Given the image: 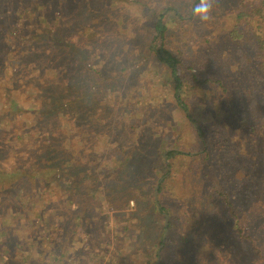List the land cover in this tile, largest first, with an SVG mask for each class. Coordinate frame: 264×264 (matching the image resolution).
Here are the masks:
<instances>
[{"label": "trees", "instance_id": "obj_1", "mask_svg": "<svg viewBox=\"0 0 264 264\" xmlns=\"http://www.w3.org/2000/svg\"><path fill=\"white\" fill-rule=\"evenodd\" d=\"M118 1L0 0V44L3 42L0 50V219L5 220L7 211L13 220H18L17 224H23L36 203L43 202L42 197L34 201L38 195L34 191L54 187L65 198L61 209L76 207L74 227L70 231L59 222H54L55 230H50L51 220L44 218L47 238L39 243L46 249L49 245L46 243H59L51 251L59 258L67 253L73 241L76 244L83 238L96 236L98 246H90L89 256L107 257L106 264H130L129 254L130 260L135 258V264H170L166 257L171 250L191 244L196 230L201 229V236L206 234V238L202 236L206 248L219 250L224 257L208 252L201 255L203 258L194 252L187 260L176 255L173 264H196L197 258L207 260L206 264H264V0H232L228 6L223 0H217L214 6L213 13H219L225 9H221L225 3L227 9L223 15L230 24L229 42L219 43L220 48L224 45L228 47L225 49H232L227 63L234 72L225 78L226 84L221 79H212L209 73L205 75L203 64L184 59L180 49L166 47L169 24L185 22L181 11L159 6L160 0L146 4L151 20L148 49L151 57L167 69L164 81L171 87L173 99L166 102L196 129L195 139L202 148L196 157L199 165L195 172L186 165L183 167L180 161L192 160V155L169 142L166 144L161 138L150 140L146 145L134 143L129 145V150L112 145L110 158L100 166V171L98 166L92 173L74 163L75 152L71 150L74 138L64 144L61 138L67 134L54 123L66 122L71 126L69 120L74 119L77 140L86 142L99 131L98 123L105 121L104 110L113 109L115 101L109 94L117 95L120 101L126 96L120 92L124 84L117 81L121 72L108 78L109 83L99 79L101 75L90 68L88 52L79 38L83 31H94V10L104 8L108 2L114 6ZM218 13L216 16L222 15ZM71 17L74 20H69ZM191 19L194 18L191 16ZM36 56L49 64L45 72L49 86L36 88L50 94L45 104L41 102L40 110H34L32 118L25 119L26 112L15 98L16 87L22 86L28 77L36 79L37 75L33 76L30 71ZM138 103L147 105L135 97L131 106ZM213 107L220 115L211 111ZM99 109L103 111L100 118ZM195 109L201 110L199 114L207 116L210 123L198 121ZM163 113L167 128L176 130L178 126L171 112ZM161 114L159 109L158 115ZM33 135L38 137L34 146L26 148V143H33ZM151 136L158 138L155 134ZM84 182L89 183L85 192L81 187ZM70 192L74 194L69 195ZM98 198L110 210L128 209L129 202L133 201L134 212L115 213L111 217L112 230H107L102 222L95 232L87 233L85 224L95 223L93 219H99L98 216L103 220L107 216L105 208L97 206ZM141 210L143 219L156 222V231L149 242L152 244L149 252L154 251L149 256H140L146 253L141 239L143 223L135 217ZM41 213L37 214L39 220H43ZM52 213L57 221L56 211ZM179 220L183 221L184 231L189 232L188 237L179 234ZM133 234L137 235L136 247H129L131 251L122 261L116 254L127 249L124 244L132 243ZM53 236L57 237L55 241ZM12 239L17 240L2 228L0 264H11L8 256L14 248ZM39 243L31 241L22 249L28 254ZM143 258L147 260L144 262Z\"/></svg>", "mask_w": 264, "mask_h": 264}, {"label": "rangeland", "instance_id": "obj_2", "mask_svg": "<svg viewBox=\"0 0 264 264\" xmlns=\"http://www.w3.org/2000/svg\"><path fill=\"white\" fill-rule=\"evenodd\" d=\"M151 1L158 2L159 0H119L118 4L114 6L113 4L111 5L109 1L104 8L94 10L96 13L92 27L94 29V31L92 30L94 33H90L86 30L83 31L79 37L80 44H82L85 51L88 52L87 60L90 68L95 70L98 75H101L99 79L101 78L104 83H109L107 81L108 78L116 77L119 72H121L117 81L120 80V84H124L120 89V92L123 96L124 94L126 95L124 99L120 101L117 95L114 96L109 94L112 101H115L116 103H113L114 106L111 111L104 110V116L102 117L105 118V123L102 121L99 122V131H97L96 135L90 137L86 142L77 140V131L74 129V126H76L74 119L69 120V122L72 123L71 126L66 125V122L60 124L54 123V125L56 124L55 127L57 129L62 132L65 131L67 134L66 138H61V141L64 142V144L65 142H69L70 138H74V140L71 141V150L75 152L74 163L78 166H82L84 171L86 169L88 172L93 173V169L98 166V171H100V166L106 163L111 156L110 147L112 145H117L119 150L121 148L129 150V145L132 146L134 143L135 145H142L144 142L146 145L150 140L157 141V139L161 138L166 144L169 142L172 146H176L183 152L192 155V160L186 159L180 161L181 163H184L183 167L186 165L192 169L193 172H195L199 165V160L196 157L202 153V148L195 139L194 132L196 129L190 122L186 121L184 115L179 110L169 107L170 102L166 101L172 100L173 95L171 93V87L164 81L165 79L163 74L167 69L164 65L157 63L156 60L151 57V53L148 49V41L151 34L149 29L151 20L148 15L146 4H148V2L153 4ZM223 1L228 6L232 0ZM255 1L258 2L259 0ZM225 3L221 6V9L224 7L225 9L222 11L220 10L219 13L217 12L222 15L216 16L217 13L214 12L212 20L207 24H201L195 18L192 20L188 10L181 11L183 21L185 22L182 24L170 23L169 33L167 35L168 39L166 40L167 48L172 50L180 49L184 59H189L190 61H195L196 63H202L205 75L206 73H209L212 79H221L224 83L225 78L234 72V68L229 67L227 63L228 53H232V49L227 50L225 48L228 47L224 45L220 48L219 45V43L224 44L225 41L227 43L229 42L227 29L230 27V24L226 22L227 18L223 15L227 9ZM69 20L74 19L71 17ZM146 34L148 35L147 38L144 37ZM0 45L1 50L3 42ZM28 48L29 45L26 46V49ZM25 57H28V55H25ZM42 58L43 57L41 56L34 57V66L30 69L33 76H35L34 74L37 75L36 79L28 77L27 80L22 82V86L16 87L15 98L19 101V107L26 112L24 117L25 119L32 118L31 112L35 114L34 110H40V106H42L41 102L45 104L47 101L46 99L49 97L48 94H50L45 93L42 88H36V86L42 85L49 86V84L45 81V72L48 70L47 67L49 64L48 62L42 60ZM118 62L119 64L116 65ZM122 67H125L126 71H120V68ZM212 69L213 71L210 74L209 71ZM92 73H94V71H92ZM28 84L30 85L28 86ZM233 84L235 86L237 85L236 83ZM117 94L119 95V93ZM146 96H149L148 99H145ZM135 97H139V99L146 101L147 105L145 106V103H138L131 106ZM205 97L207 96L205 95ZM127 100L129 104H125L128 103ZM165 102L166 105L164 104ZM159 109L162 112L161 115H158ZM165 110H169L171 112L170 115L173 117V120L178 126V128L174 131L167 128L168 123L165 121L166 118L163 113ZM196 110L197 109L193 110L194 113ZM211 111L220 115L218 110L214 107L211 108ZM200 112L201 110L196 111L195 114L198 115L195 116L196 119L203 124L210 123L207 116L205 117L203 114H199ZM130 113H132V116L126 119V116L130 115ZM102 114L103 111L99 109V118ZM108 121L111 122L109 123ZM223 122L225 123L226 120ZM208 131L211 130L208 129ZM154 134L158 138L151 136ZM97 135L98 137H96ZM172 136L174 138L173 141H171ZM37 138V136L33 135V143H26L25 147L28 148L29 145L34 146ZM203 157L204 156L202 155L201 158ZM179 166L180 164H178L177 168ZM178 169L180 170V168ZM85 186H89V183L84 182L81 184L84 192ZM40 189L41 190L39 191H34V194L38 193V195L34 197V201L37 202L39 200L38 198L42 197L43 202L36 203V208H33L30 212L28 219L23 220V224H21V222L17 224L18 220H13L11 214H8L7 211L4 217L5 220L3 221L0 219V233L1 229L5 228L10 232L11 236L16 237L17 239H12L11 242L14 247L11 250V254L8 256L11 264H91L90 261L92 264H106L108 261L106 259L107 257L101 259V257L95 258L89 256L90 246H98V237L96 236L83 238L82 240L77 241L76 244H74L73 241L68 248L67 253L62 258L57 257L55 253L51 252L52 250H55L53 246L56 245L57 242L46 243L49 245L51 244L50 246L48 245L47 249L44 245H41L42 243H39V241L42 242L44 238H47L44 233L46 232L44 229H46L47 224L44 219L45 217H49V220H51V225H48L50 230L56 229V227L53 226L54 222H59V224L63 223V225L68 228V231H70L71 228L74 227L73 221L75 220V215L73 210L76 209L75 206L73 209L60 208L62 200H65L64 196L59 193L60 189L54 187H49L47 191L41 187ZM39 194L41 196H39ZM72 194L74 193L70 192L69 195ZM84 201L87 200H83L82 202ZM104 203L105 202L102 198L97 199V206H102V208H105L107 212L106 218L103 220V217L97 215L99 219H93L95 220V223L85 224V231L87 233H91L92 231L95 232L96 229L102 226V222L105 224L107 230H112L113 223L111 217L115 213L131 214L134 212L133 201L129 202L128 209L123 208L119 210H110L105 207ZM172 204L174 203L172 202ZM53 211H56L58 216L57 221L52 218V214H54L52 213ZM142 212L143 210L135 216L141 220V224L143 223L141 239L143 240L142 246L146 249V253L140 254V256H145L146 254L149 256L152 251H154V249H152V251L150 250L149 252V249L152 246L149 242L151 241V234L154 233L153 231H156V222L154 223L153 220H148L145 217L143 219ZM39 213L43 216V220L38 219L37 214ZM93 213L94 212L92 211V214ZM59 214H62L63 216L59 217ZM63 218H65V220ZM60 220L64 221L62 222ZM177 223L181 226L179 229L181 233L179 234L184 235V237H188L187 234L189 232L184 231L186 228L182 225L183 221L179 220ZM132 230H134V228H132ZM196 232L197 234L195 233V237L190 240L191 244H182L171 250L172 253L168 254L166 257L167 263L169 262L170 264H173L174 259L177 258L176 255L183 260H187L194 252L196 253L194 254L198 256L204 254L207 255L208 252H210L213 255L215 254V256L217 255L221 258L224 257L223 252H220L219 250H208L206 248V240H204V238H206V234L202 235L205 236L203 238L200 234L203 233L201 229H197ZM17 234L18 237L15 236ZM136 236L137 235L133 234L130 237L132 243L126 242L124 246L127 249L118 253V255L116 254V257L122 259V261L124 260L128 252L131 251V248L129 247H136L137 243H134ZM55 238L57 237L53 236L54 241ZM31 241H38L39 244L36 245V247L33 246L36 250L31 247V251L26 254L23 249L26 248L28 243ZM148 244L150 245L148 246ZM93 246L91 248H93ZM182 246H184V248L181 252L179 249ZM37 250L40 251V254ZM129 255H127L128 262L130 264H135V258L133 257L134 259L130 260ZM141 260H144L145 262L147 258H143ZM206 263L207 260L202 261L197 258L196 264Z\"/></svg>", "mask_w": 264, "mask_h": 264}, {"label": "clouds", "instance_id": "obj_3", "mask_svg": "<svg viewBox=\"0 0 264 264\" xmlns=\"http://www.w3.org/2000/svg\"><path fill=\"white\" fill-rule=\"evenodd\" d=\"M217 0H160L159 6L174 8L178 11L188 10L190 15L201 24L209 23Z\"/></svg>", "mask_w": 264, "mask_h": 264}]
</instances>
